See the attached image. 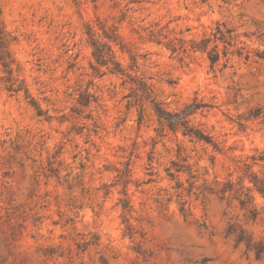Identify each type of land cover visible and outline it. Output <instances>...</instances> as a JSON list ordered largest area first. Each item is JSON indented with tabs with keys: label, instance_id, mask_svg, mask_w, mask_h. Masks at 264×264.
Listing matches in <instances>:
<instances>
[{
	"label": "rangeland",
	"instance_id": "rangeland-1",
	"mask_svg": "<svg viewBox=\"0 0 264 264\" xmlns=\"http://www.w3.org/2000/svg\"><path fill=\"white\" fill-rule=\"evenodd\" d=\"M0 21V264H264V0H0Z\"/></svg>",
	"mask_w": 264,
	"mask_h": 264
},
{
	"label": "trees",
	"instance_id": "trees-1",
	"mask_svg": "<svg viewBox=\"0 0 264 264\" xmlns=\"http://www.w3.org/2000/svg\"><path fill=\"white\" fill-rule=\"evenodd\" d=\"M230 38L231 37H225L224 33L220 29V25L217 24L215 26V29L211 32V36L201 38L199 42L193 46V48L196 50L205 51L207 54V58L209 60L210 66L213 67L216 64V62L219 60V52L217 49L216 42L218 40L223 42L224 49L222 52L225 55L227 53V46L231 45ZM4 41H5L4 33H3L2 24L0 21V63L7 70V63L6 61H4ZM90 42L92 46V56L96 59L98 63L106 64L107 59L104 58L105 51L103 50L104 44L99 42L93 37H90ZM209 42H214V45H212L210 48L208 47ZM113 64L114 65L111 70L113 72L122 73V69L120 65L116 62H114ZM153 109L158 119L161 121L164 119L170 128H176L178 127V125H181L184 127L183 133L188 132L186 121L183 119V117L187 114V112L176 113L175 118H171V115L164 108H162L161 105L156 101L153 102Z\"/></svg>",
	"mask_w": 264,
	"mask_h": 264
}]
</instances>
